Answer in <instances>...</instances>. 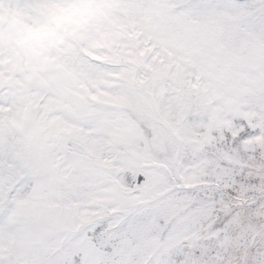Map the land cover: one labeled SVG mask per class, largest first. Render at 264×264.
<instances>
[{
  "label": "snow or ice",
  "instance_id": "1",
  "mask_svg": "<svg viewBox=\"0 0 264 264\" xmlns=\"http://www.w3.org/2000/svg\"><path fill=\"white\" fill-rule=\"evenodd\" d=\"M139 7L33 0L10 37L0 264H264V91L259 117L188 119L235 39L264 42V0Z\"/></svg>",
  "mask_w": 264,
  "mask_h": 264
},
{
  "label": "rangeland",
  "instance_id": "2",
  "mask_svg": "<svg viewBox=\"0 0 264 264\" xmlns=\"http://www.w3.org/2000/svg\"><path fill=\"white\" fill-rule=\"evenodd\" d=\"M160 2L192 5L199 0H109V3L115 6L114 18L117 21L143 15L144 10L139 7L142 4ZM32 3L33 0H0V37H3V43L0 44V69L5 72L8 70L9 59L14 58L18 50L17 44L10 40V37L31 23ZM17 76L23 79L21 73H17ZM220 76L218 81L213 82L215 95L205 98L188 113L190 129L193 125L195 128L201 124L212 125L218 115L225 119L229 115L237 118L259 117L260 113L255 105L264 91V42L252 33L236 38L229 47L227 60L221 66ZM21 91L22 86L17 80L9 81L8 76L0 77V101L10 102ZM227 124L231 126L233 121L227 119ZM237 127L242 129L243 126ZM244 148L245 145L241 141L242 152L232 157L237 168L247 161ZM261 152H264V145H257L255 155L259 157Z\"/></svg>",
  "mask_w": 264,
  "mask_h": 264
}]
</instances>
